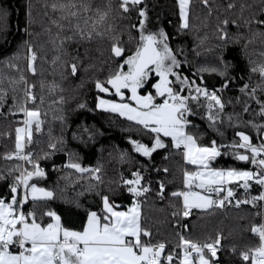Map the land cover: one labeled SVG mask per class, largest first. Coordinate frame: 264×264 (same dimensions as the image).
Wrapping results in <instances>:
<instances>
[{"label":"trees","instance_id":"obj_1","mask_svg":"<svg viewBox=\"0 0 264 264\" xmlns=\"http://www.w3.org/2000/svg\"><path fill=\"white\" fill-rule=\"evenodd\" d=\"M175 5V0H144L125 13L120 0H0V177H4L0 179V197L10 199L15 178L24 169L32 170L30 163L5 157L15 151V128L24 119L19 108L39 107L46 114L42 115L43 131L34 135V142L25 151L32 153L44 170L42 184L55 197L46 203L29 201L25 212L35 210L40 216L51 209L65 226L79 230L88 211H100L103 195L120 209L130 207L135 197L128 193L123 180L133 179L132 173L139 171L144 177L142 183L151 188L140 198L144 226L152 232L146 239L164 242L168 251L179 252L177 233L200 243L221 234L216 264H244L240 252L259 242L249 229L260 223L261 204L235 207L233 201L222 209H194L187 218L173 217L180 202L171 193L183 190L186 169L180 151L164 138L168 148L157 150L151 157L137 153L131 141L151 146L152 134L96 107L97 97L102 96L95 90V81L105 80L113 70L109 51L113 37L125 47L126 55H131L140 42L142 18L138 13L143 8L152 22L153 30L148 32L163 30L173 52L183 59L177 69L180 75L209 92L215 91L225 105L222 111L212 109L217 117L213 124L208 119V101L201 97L199 101L189 100V131L202 145L209 146L215 140L217 146H224L223 155L213 165L242 167L232 161L235 150L227 147L238 141L237 131L250 135L254 144L262 142L261 133L249 122L264 124L259 114L264 103V76L259 71L264 67V25L257 23L264 20V0H208L207 5L203 0H191L187 29H181ZM224 20L229 21L226 26ZM221 29L227 39H221ZM81 30L91 32L93 39H82ZM29 48L37 56L35 74L27 70ZM66 62L78 64L76 76L68 73ZM245 85L248 88L241 92ZM30 87L37 98L35 104L26 97ZM183 95L196 93L186 90ZM53 143L54 150L49 147ZM72 162L100 171L79 173L66 167ZM160 183L166 186L163 199L157 195ZM260 191V186L253 184L248 195ZM236 198H245L243 189L237 188ZM43 219L48 222L47 217Z\"/></svg>","mask_w":264,"mask_h":264},{"label":"snow or ice","instance_id":"obj_2","mask_svg":"<svg viewBox=\"0 0 264 264\" xmlns=\"http://www.w3.org/2000/svg\"><path fill=\"white\" fill-rule=\"evenodd\" d=\"M143 3L144 0H120V8L127 13ZM190 3L191 0H177L181 29L189 28ZM203 3L207 5L208 0H203ZM228 7L233 5L229 4ZM71 14L76 15L75 12ZM138 14L142 18L139 20L138 46L131 55H126L125 47L113 37L109 49L113 70L105 80L95 81L99 93L119 99L116 101L98 96L96 107L118 113L152 134L151 146L131 141L137 153L151 157L157 150L168 148L169 144L165 143L164 138H170L171 147L181 152L186 165L193 167V170L183 171V190L171 193L180 202V207L172 212L173 217L187 218L194 209H222L233 201L235 207L264 204V190L258 195H248L253 184L264 189V124L249 122L252 128L261 133L260 144H254L253 138L245 132L237 131L238 141L227 146L235 150L232 154L236 160L254 165L255 170L213 167V163L222 155L221 147L224 146H217L215 140L210 146L202 145L198 136L189 131L191 122L188 117L192 114L189 100L199 101L203 96L208 101V119L213 124L217 117L212 109L215 107L222 111L225 105L215 91L209 92L195 84V81L180 75L177 69L181 62L169 46L167 34L163 30L145 34L146 11L140 8ZM103 19L104 16H100V20ZM228 23V20L223 21L225 26ZM257 23L264 25V20H258ZM221 33V39H227L224 29H221ZM96 35L102 36L103 33ZM81 38L91 40L93 34H85L81 30ZM29 52L28 67L35 74L37 56L31 48ZM66 68L71 76L79 72L75 62H66ZM259 71L264 76V67ZM149 87L152 91H147ZM247 88L248 85H245L240 91L245 92ZM185 90L189 93L195 91L196 95H182ZM255 91L252 89V93ZM26 97L35 104L37 98L31 87L26 91ZM2 103L3 97H0ZM80 107L84 108L85 105L81 104ZM244 111H248V108L245 107ZM19 112L23 113L24 119L21 126L15 128V151L5 158L30 163L32 170L24 169L15 178V182L10 185V199L0 197V264H177V261L178 264H216L223 239L221 234L215 239L210 238V242L200 243L177 233L179 243L176 247L180 249L179 252L168 251L164 242L153 243L151 239H146L152 236V232L144 226L140 198L149 193L151 188L142 183L144 177L139 171L132 173L133 179L123 180L128 193L135 197L130 207L120 210L108 195H103L100 211H88L86 221L79 230L65 226L61 216L54 210L42 211L40 216L35 210L25 212L24 205L29 200L34 204L46 203L54 199L55 194L31 183L34 178L44 177L45 172L33 160V154L25 151L34 142V135L43 131L42 115L46 114H42L39 107L26 106H21ZM259 114L264 117V103H261ZM49 147L54 150L56 144H50ZM66 167L80 173L100 171L98 168H84L75 162ZM94 178L100 179L99 176ZM165 187L164 183H160L157 192L160 199L164 198ZM237 188L244 190V199L236 198ZM44 217L48 218V222H44ZM249 230L258 237L259 242L241 251L240 258L244 264H264V222L253 224Z\"/></svg>","mask_w":264,"mask_h":264},{"label":"crops","instance_id":"obj_3","mask_svg":"<svg viewBox=\"0 0 264 264\" xmlns=\"http://www.w3.org/2000/svg\"><path fill=\"white\" fill-rule=\"evenodd\" d=\"M175 3H176V10H177V15H178V17H179V11H178V4H177V0H175ZM179 20H180V17H179ZM180 22H181V20H180ZM185 66V65H184ZM180 70V69H179ZM179 72V71H178ZM202 88H205V87H202ZM186 91V90H185ZM182 95H183V93H182ZM103 98H105V97H103ZM201 98H203V96H201ZM105 99H111V100H115L116 98H105ZM118 100V99H117ZM127 102V101H126ZM111 113V112H110ZM113 114H115V113H113ZM116 115H118V114H116ZM120 116V115H119ZM121 117V116H120ZM121 118H124V119H126L125 117H121ZM127 120V119H126ZM127 121H129V120H127ZM129 122H131V123H134V122H132V121H129ZM135 124V123H134ZM191 124V123H190ZM166 139H168L169 141H170V138H166ZM239 139V138H238ZM210 146V145H209ZM181 153V152H180ZM182 155V154H181ZM222 155H223V152H222ZM232 156H234V155H232ZM221 157V156H220ZM183 158V157H182ZM219 158V157H218ZM232 161H235V163L236 164H240L242 167H239V168H237V167H235V166H232V165H230V166H228L227 168H236V169H238V170H247V169H252V168H254L255 166L254 165H252L250 168H245V166H247L248 164L249 165H251L250 163H245V162H242V161H238V160H236L235 159V157H233L232 158ZM235 164V165H236ZM213 167H215L214 165H213ZM190 168H193V167H191L190 165H186V169L187 170H193V169H190ZM216 168H218V167H216ZM227 168H224V169H227ZM80 173V172H79ZM43 177L42 178H34L32 181H31V183H36L37 184V186L38 187H43V188H45L44 186H43V184H42V182H43ZM45 189H47V188H45ZM48 190V189H47ZM262 190H264V189H262ZM29 201H31V200H29ZM261 218H260V223H262V222H264V204H261ZM120 210H125V209H120ZM178 264V263H177Z\"/></svg>","mask_w":264,"mask_h":264},{"label":"rangeland","instance_id":"obj_4","mask_svg":"<svg viewBox=\"0 0 264 264\" xmlns=\"http://www.w3.org/2000/svg\"><path fill=\"white\" fill-rule=\"evenodd\" d=\"M178 11H179V8H178ZM145 34H147L148 31H151L153 30V27H152V22H151V19H148L147 20V25H145ZM27 39V37H26ZM27 44V43H26ZM175 53V52H174ZM19 54V50L17 51V55ZM30 55L31 53H28V55L25 56V60H26V64H27V70L29 71L30 74H33V72L29 69L28 65H29V58H30ZM177 55V54H176ZM177 59L181 62L183 59L180 57H177ZM186 60V58H185ZM187 61V60H186ZM36 63V62H35ZM35 66V64H34ZM204 98V97H203ZM105 99V98H104ZM205 99V98H204ZM116 101H118L117 99H115ZM101 110V109H100ZM112 113V112H111ZM115 114H118V113H115ZM119 115V114H118ZM191 166V165H190ZM192 167V166H191ZM190 169H193V168H190Z\"/></svg>","mask_w":264,"mask_h":264},{"label":"water","instance_id":"obj_5","mask_svg":"<svg viewBox=\"0 0 264 264\" xmlns=\"http://www.w3.org/2000/svg\"><path fill=\"white\" fill-rule=\"evenodd\" d=\"M223 40H224V39H223ZM95 90H96V88H95ZM96 92H97L98 94H100L102 97H105V98H116V99H119L118 97H115V96H109V95L104 94V93H99L97 90H96Z\"/></svg>","mask_w":264,"mask_h":264},{"label":"flooded vegetation","instance_id":"obj_6","mask_svg":"<svg viewBox=\"0 0 264 264\" xmlns=\"http://www.w3.org/2000/svg\"><path fill=\"white\" fill-rule=\"evenodd\" d=\"M152 82H153V83L155 82V78L153 79ZM147 91H152V89L149 87V88L147 89Z\"/></svg>","mask_w":264,"mask_h":264},{"label":"built area","instance_id":"obj_7","mask_svg":"<svg viewBox=\"0 0 264 264\" xmlns=\"http://www.w3.org/2000/svg\"><path fill=\"white\" fill-rule=\"evenodd\" d=\"M179 249V248H178Z\"/></svg>","mask_w":264,"mask_h":264}]
</instances>
